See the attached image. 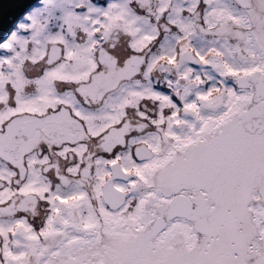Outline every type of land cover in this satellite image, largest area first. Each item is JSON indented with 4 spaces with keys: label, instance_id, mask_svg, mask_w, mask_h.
I'll use <instances>...</instances> for the list:
<instances>
[{
    "label": "snow or ice",
    "instance_id": "snow-or-ice-1",
    "mask_svg": "<svg viewBox=\"0 0 264 264\" xmlns=\"http://www.w3.org/2000/svg\"><path fill=\"white\" fill-rule=\"evenodd\" d=\"M0 264H264V0H0Z\"/></svg>",
    "mask_w": 264,
    "mask_h": 264
}]
</instances>
